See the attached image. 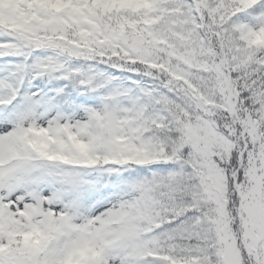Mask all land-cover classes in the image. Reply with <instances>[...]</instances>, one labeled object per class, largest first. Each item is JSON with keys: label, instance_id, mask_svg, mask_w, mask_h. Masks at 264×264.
<instances>
[{"label": "snow or ice", "instance_id": "1", "mask_svg": "<svg viewBox=\"0 0 264 264\" xmlns=\"http://www.w3.org/2000/svg\"><path fill=\"white\" fill-rule=\"evenodd\" d=\"M0 264H264V0H0Z\"/></svg>", "mask_w": 264, "mask_h": 264}]
</instances>
